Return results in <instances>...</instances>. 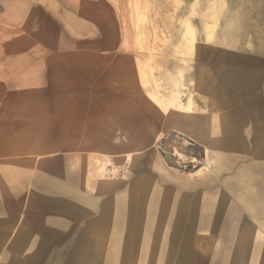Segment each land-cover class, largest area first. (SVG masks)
Segmentation results:
<instances>
[{"label":"rangeland","instance_id":"1","mask_svg":"<svg viewBox=\"0 0 264 264\" xmlns=\"http://www.w3.org/2000/svg\"><path fill=\"white\" fill-rule=\"evenodd\" d=\"M106 1L117 7L115 24L105 26L113 38L103 42L105 56L88 59L86 72L51 74L30 59L24 73L16 66L11 73L9 66L1 74L8 88L0 90V165L11 170L17 160L30 162L34 170L23 175L33 184L71 183L73 198L82 197L86 206L76 212L78 204L63 202L74 212L69 231L57 235L54 248L33 257L37 251H26L17 262L213 264L225 254L207 227L179 235L180 245L190 242L178 250L171 240L175 223L164 216L152 227L147 211L132 215L129 205L145 188L147 201L163 202L166 211L174 200L207 203L208 179L217 177L206 123H193L200 99L191 83L194 53L213 63L223 49L264 55V0ZM23 47L30 51L34 43ZM53 82L56 89L49 88ZM52 162L83 165L86 179L80 185V172L73 170L64 180ZM106 209L118 215L114 228L102 222ZM246 236L249 245H264V233Z\"/></svg>","mask_w":264,"mask_h":264},{"label":"crops","instance_id":"2","mask_svg":"<svg viewBox=\"0 0 264 264\" xmlns=\"http://www.w3.org/2000/svg\"><path fill=\"white\" fill-rule=\"evenodd\" d=\"M116 8L106 0H0V76L8 74L9 66L11 73L13 66L19 67L16 73H24V64L33 59L34 66L47 65L51 74L71 73L72 68L86 72L89 58L105 56L103 42L113 38V30L105 26L115 24ZM24 41L34 43V49H24ZM216 55L218 62L213 63L195 51L191 83L200 95L193 123H206L209 159L218 180L208 179L206 204L174 200L170 211L166 208L154 219L150 217L149 225H158L164 216L166 222L175 223L171 240L178 250L188 249L190 242L187 238L186 246L180 245L184 239L179 235L207 227L225 254L219 252L213 264H264V245L251 246L246 236L264 233V55L228 49ZM7 88L1 76L0 90ZM62 88L72 87L65 84ZM29 164L17 160L11 170L0 165V256L5 264H20L17 260L26 251H37L33 257L55 247L51 244L57 235L69 231L74 213L63 202L78 204L80 211L76 212L86 209L82 197L73 198L71 183L60 185L54 180L43 184L44 188L33 184L32 177L23 175L34 170ZM49 166L62 170L64 180L72 178L73 170L80 172V185L86 179L83 165L52 162ZM108 215L115 220L114 228L118 215L111 210ZM256 251L261 254L253 258Z\"/></svg>","mask_w":264,"mask_h":264},{"label":"bare ground","instance_id":"3","mask_svg":"<svg viewBox=\"0 0 264 264\" xmlns=\"http://www.w3.org/2000/svg\"><path fill=\"white\" fill-rule=\"evenodd\" d=\"M246 57V56H245ZM248 57V56H247ZM253 58V57H252ZM252 63V62H251ZM211 85V84H210ZM209 89V87H208ZM135 195V194H134ZM133 195V196H134ZM149 203V204H148ZM79 207V206H78ZM130 209H132L131 213L133 214V212L139 214L142 211H147L150 215V217H152V219H154L156 216V212L158 211V213H160L161 211H163V207L162 205H160L159 203L155 202V201H150L148 202L146 200V196L144 194V191H140V193L135 196V198L133 199V202L129 205ZM68 208V207H67ZM80 208V207H79ZM195 208V207H194ZM78 210V209H76ZM200 210V209H199ZM194 211V210H193ZM109 212L107 211V209L104 211L103 215H104V220L102 222L106 223L105 225H107L108 227L111 226L115 220H113V218L109 217ZM199 214V213H198ZM141 215V214H140ZM154 217V218H153ZM143 218V217H142ZM100 222L98 224L102 225L103 223ZM134 222V221H133ZM133 222L130 225V228L133 229ZM130 223V222H129ZM134 225V224H133ZM196 226V225H195ZM112 229V228H111ZM131 230V229H130ZM261 251H256V253L254 252L253 258L256 257V255L261 254ZM75 259H77L76 257H73L72 263L75 261ZM70 260V261H71ZM82 261V260H81ZM100 264V263H99ZM104 264V263H101Z\"/></svg>","mask_w":264,"mask_h":264}]
</instances>
